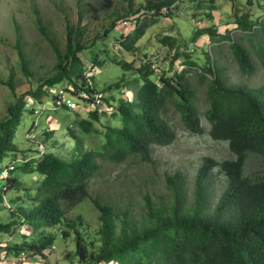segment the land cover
<instances>
[{
  "label": "trees",
  "instance_id": "16d2710c",
  "mask_svg": "<svg viewBox=\"0 0 264 264\" xmlns=\"http://www.w3.org/2000/svg\"><path fill=\"white\" fill-rule=\"evenodd\" d=\"M133 1L128 11L118 14L110 27L92 40L85 38L82 18L77 24H67L63 48L48 34L43 20L37 18L38 30L53 46L55 61L49 75L40 77L36 88L30 87L26 93L16 96L7 107V115L0 119L2 210H9L3 201L8 192L12 194L9 198L11 218L6 214L3 219L0 215V240L8 233L13 236L10 243L0 241V252L6 250L8 255L17 256L22 251L32 250L46 258V251L52 249L56 240L55 230H59L65 238L74 234L79 264H264V167L258 171L248 167L257 156L264 162V86L230 85L223 69L208 52L206 63H202L187 51L188 45H181L178 37L164 35L160 40L168 49L165 57L168 66L163 72L160 65L157 70L152 67V58L145 60L142 57L137 63L113 56L111 63L114 67L119 66L122 74L102 91L98 90L94 77L93 81L88 77V64L80 53H86L93 68L104 67L105 60L100 59V51L109 52V49L103 38L123 19L137 15V24L128 34H115L113 43L137 52L136 42L146 34L151 23L158 21L165 8L173 17L172 11L187 1L192 4L194 17L211 22L215 21L213 12L220 8L216 0H145L134 9ZM102 3L108 7L110 1L103 0ZM80 15L82 17V13ZM232 22L250 33L244 36L264 64V50L257 45L262 40L256 39L254 33L255 30L264 33V21H254L250 13H236ZM228 33H221L215 22L197 27L189 40L190 45L194 46L204 35L212 42L228 40L240 72L252 75L256 67L250 50L242 43L244 37L235 40ZM99 40L104 42L99 44ZM19 57L22 70L30 77L33 73L30 60L20 44ZM177 60L183 61L185 66L179 72L175 69ZM198 69L202 70L199 73L201 82L208 80L206 95L210 107L206 116L211 124L209 134L214 140L228 142L234 157L222 161L204 157L191 195L183 172L166 173L165 185L169 194L159 196L155 201L152 197L155 193L141 194L140 211L132 200H121L114 195H92L90 180L105 162L120 164L136 159L140 163H156L154 147L169 145L177 138L171 112L180 115L181 123L190 133H204L196 101L198 88L190 75ZM156 71L161 72L160 75ZM7 83L14 91L13 82ZM59 84L73 86L76 92H110L112 100L115 99L113 92L124 89L133 91L134 96L133 100L124 96L118 98L111 114L115 122H103V113L98 108L86 117L74 113L75 117L64 120L65 129L74 140L72 157L63 158L47 148L42 156L28 159L29 151L20 149L16 143L17 130L25 112H35L34 106H28L27 98L43 102L49 96L50 88ZM52 102L54 109L48 110L49 114L61 109L66 110L65 117L73 113L65 106L57 107L54 95ZM53 134L54 131L45 132L44 142ZM87 137H91V142L86 141ZM20 153L22 162H15ZM9 159L10 163L6 164ZM11 165L14 167L5 175L6 183H3V171ZM218 174L224 175L225 180L221 185L222 193L214 204ZM31 175L38 176L34 185L26 183ZM88 197L99 212V226L89 235L92 237L89 241L80 229L84 226L82 215L68 217V212ZM12 204L16 205L15 211ZM18 223L31 226L32 232H23Z\"/></svg>",
  "mask_w": 264,
  "mask_h": 264
},
{
  "label": "rangeland",
  "instance_id": "374dc122",
  "mask_svg": "<svg viewBox=\"0 0 264 264\" xmlns=\"http://www.w3.org/2000/svg\"><path fill=\"white\" fill-rule=\"evenodd\" d=\"M102 1L0 0V119L7 115V107L10 102L15 100L16 96L26 93L30 87L36 88L39 78L48 76L53 67L55 61L53 46L50 40L38 30L36 25L37 18L40 17L43 20L48 34L63 48L67 24H77L78 20L82 18L81 25L85 29V38L92 40L99 33H104L118 14L123 15L125 11H128L132 3L131 0H109L110 4L106 7ZM144 1L134 0L133 8L136 9L138 4ZM216 1L220 8L213 12L215 16L214 22L219 26L221 33L229 32L228 34L235 40L244 37L242 43L250 50L256 67L252 75L240 72V66L235 59L228 40H223L220 43L212 42L208 35H204L194 46L190 45L189 40L195 28L206 27L214 22L206 19L201 20L199 16L194 17L195 11L192 10V4L184 1L180 3L176 10L172 11L173 17L169 15V9L165 8L163 14L159 16L158 21L150 24L146 34L135 44L138 48L137 52L122 49L113 43L115 34H126L125 32L118 31L117 26L125 20L136 19L137 15L133 14L130 19H123L116 25L115 30L103 38L109 49V52L100 51V59L105 60L104 67L93 68L86 53H80L83 61L88 64V77L91 81H93L92 77H94V82L98 84V90L100 91L108 84L116 81L119 75L122 74V70L119 66L114 67L111 63L113 56L126 58L129 61L135 60L137 63L142 61V57L145 60L152 58V64L160 65L161 72H163L168 66V61L165 59L168 49L161 44L160 39L164 35H174L183 43L181 45H188L187 51L191 52L200 62L206 63V52H208L211 59L218 64V67L223 69L230 85L244 84L249 88L264 86V64H262L258 55H255L253 52L254 48L249 45L247 36H244L250 33L248 31L244 32L237 27L235 22H232L236 13H250L254 21H264V0ZM80 13H82V17ZM254 33L256 39L262 40V42H257V45L261 46L263 51L264 33L261 30H255ZM104 41L99 40V44ZM19 44L25 52L26 57L30 60L29 67L33 72L30 74V77L22 70V61L19 57ZM258 51L259 47H257V54ZM182 63L177 60L175 69L178 72L180 69L185 68L184 64L182 66ZM161 72L157 71L158 74ZM199 73H202L201 69L191 71L190 75L198 88L196 101L201 115V122L205 129L204 133H190L181 123L180 115L171 112L170 116L177 129V138L170 145H157L154 147L153 157L156 163L145 164L140 163L136 159L120 164L105 162L100 172L90 180V192L92 195L100 194L103 197L114 195L120 197L121 200H132L137 205L136 209L140 211L141 194L145 192L155 193L152 196L154 201L159 196L169 194V190L165 185L166 173L183 172L187 176L188 193L191 195L196 175L203 164L204 157L210 156L218 161L234 157L228 142L214 140L209 134L211 124L206 116V111L210 107V101H208L206 95L208 80L201 82ZM9 80L13 82L14 91L7 83ZM62 86L63 84H59L50 88V94L45 97L43 102H36L33 98H27L29 99L28 106H34L35 112L32 114L26 111L18 127L16 143L20 149L25 150V152L29 150L33 152L43 146L45 149L50 148L63 158L72 157L74 140L68 135L65 129L67 125L63 121L69 117H75L74 113H79L81 117H86L87 113H89V107L83 106L75 96V99L81 105L76 110H73L74 112L70 116L65 117L64 114L67 113L65 109H61L58 113L49 114L48 110L54 109V106H52L53 95ZM69 89H73V87L69 86ZM121 92L119 91V93ZM127 93L131 94L130 91ZM105 94L109 96V99L111 98L112 94L110 92H105ZM102 97L105 96L102 95ZM117 98H119V95L112 100L111 109L104 111L105 102L99 107L101 113H103V122H115L114 118H111V114L118 104ZM80 107H82L81 112ZM106 107L109 108V106ZM47 131H54V134L48 141L44 142L46 138L45 132ZM55 141L57 142L55 143ZM86 141L91 142V137H87ZM21 158L22 153L16 159L20 160ZM9 163L10 159L6 164ZM248 167L258 171L264 167V162L257 156V158L254 157L251 160ZM214 171L217 172L218 169L215 168ZM8 172H4L2 175L1 180L3 183H6L5 175ZM23 176L24 174L21 175V178ZM37 179V175H31V179L26 183L34 185ZM223 180H225L224 175L218 174L216 178L217 185L213 192L215 198L214 204L222 193L223 187L221 185ZM11 195V192H8L4 196L3 205L9 208V210L7 208L9 213L0 208L1 218H5L6 214L7 218H11L12 212L10 209L12 208L9 206ZM189 201H192V199H189ZM15 207L16 205H13V211L16 210ZM78 215H82L83 217L84 226H80V229L85 233L89 241L92 239V237L89 238V235L99 226V212L92 203L91 197L86 198L68 212L69 218H76ZM21 224L18 223L17 225L22 228V231H31V226ZM58 227L62 229V227ZM55 233V243L51 250L46 251V258H43L32 250H26V252L21 253V260H18V264H79V257L75 256L76 240L74 234L69 238H65L59 230H55ZM2 237L4 242L10 243L13 240L11 233L5 234ZM18 239L19 241H23V238L18 237ZM0 259H2L0 264L16 263L15 259H6L5 250L0 253Z\"/></svg>",
  "mask_w": 264,
  "mask_h": 264
},
{
  "label": "clouds",
  "instance_id": "9594fccd",
  "mask_svg": "<svg viewBox=\"0 0 264 264\" xmlns=\"http://www.w3.org/2000/svg\"><path fill=\"white\" fill-rule=\"evenodd\" d=\"M133 30V29H132ZM131 30V31H132ZM177 63V62H176ZM154 65L155 64H152V67L155 69V70H157L158 69V65H156V67H154ZM183 69V68H182ZM182 69H180V70H182ZM157 72V71H156ZM73 87V86H72ZM61 88H65V89H69V86H62ZM73 89H74V87H73ZM131 92V94H128L127 92ZM73 92V94L78 98V100H79V102L83 105V106H88L89 107V110H88V112H90L91 110H93V109H96V108H98V107H96V105H91V103H92V101H93V99L91 98L92 97V95H93V93H95V92H92V93H88L87 91H85V90H81V91H79V92H76V90H73L72 91ZM82 92H86L87 93V95L88 96H83L82 95ZM97 93H100L101 95H104L105 97H103L102 99H103V103L105 102L106 103V105H105V110L104 111H106V110H108V109H111V107H110V105H112L113 104V102H112V95H111V98L109 99V96L108 95H106L105 94V92H97ZM112 94V93H111ZM113 94L115 95V98H116V96H118L119 95V98L121 97V96H124L125 98H128V99H130V100H133V96H134V93H133V91H131V90H129V89H124V90H122V92L121 93H119V91H117V92H113ZM132 96V97H131ZM117 100H118V98H117ZM83 103H86V104H83ZM80 104V105H81ZM106 106H109V108L108 107H106ZM92 107H95V108H92ZM67 108V107H66ZM68 110H70L69 108H67ZM81 109H82V107H80V112H81ZM99 109V108H98ZM100 110V109H99ZM71 112H74L73 110H70ZM101 111V110H100ZM103 111V112H104ZM88 114V113H87ZM172 144V143H171ZM170 145V144H169ZM163 146H165V145H163ZM46 152V149L42 146V148H39V149H36L35 151H31V150H29V152H28V155H29V157H28V159H31V158H35V157H39V156H42L44 153ZM22 158H23V156H22ZM22 158L20 159V160H18V159H16L15 160V162L16 161H20V162H22ZM13 167L14 166H8V167H6L5 169H4V171H3V173L5 172V173H7L8 172V170L9 171H11L12 169H13ZM9 173V172H8ZM23 232H32V229H31V231H23ZM1 240H3V239H1ZM0 240V241H1ZM3 244V243H2ZM6 251V250H5ZM2 252V251H1ZM0 252V253H1ZM22 252H26V250L25 251H22ZM21 252V253H22ZM21 253L19 254V255H8L7 253H6V259L7 258H12V259H15L16 261V263L15 264H18V260H21ZM2 259H0V261H1ZM107 264H119L118 262H109V263H107Z\"/></svg>",
  "mask_w": 264,
  "mask_h": 264
},
{
  "label": "built area",
  "instance_id": "2783aa9c",
  "mask_svg": "<svg viewBox=\"0 0 264 264\" xmlns=\"http://www.w3.org/2000/svg\"><path fill=\"white\" fill-rule=\"evenodd\" d=\"M137 24L136 19H131V20H125L119 26H117L118 31L125 32L128 34L131 32L132 29H134L135 25ZM121 26V27H120ZM183 66V65H182ZM156 67V64L154 65ZM74 89H65V88H60L59 91L56 90L54 94L56 106H65L69 108L70 110H76L79 108L80 103L75 99V95L73 94ZM83 96H88L86 92H82ZM95 96V99H94ZM93 99L91 105H96V107H100L103 105V97L100 93H93L92 97ZM57 106V107H58ZM105 106V105H104Z\"/></svg>",
  "mask_w": 264,
  "mask_h": 264
}]
</instances>
